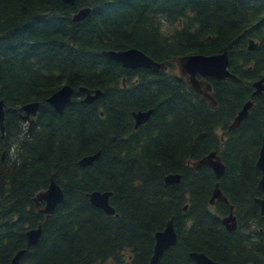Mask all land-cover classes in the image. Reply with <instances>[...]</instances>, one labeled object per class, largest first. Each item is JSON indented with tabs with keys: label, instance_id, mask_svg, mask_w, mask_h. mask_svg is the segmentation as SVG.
Listing matches in <instances>:
<instances>
[{
	"label": "trees",
	"instance_id": "trees-1",
	"mask_svg": "<svg viewBox=\"0 0 264 264\" xmlns=\"http://www.w3.org/2000/svg\"><path fill=\"white\" fill-rule=\"evenodd\" d=\"M88 5V16L74 23L73 13ZM249 39L256 48L248 49ZM131 47L166 62L171 73L178 56L226 47L229 71L242 81L210 80L214 108L176 74L145 75L136 90L133 72L153 69H128L102 55ZM263 74L264 0H0V264H10L22 248L18 264H148L154 234L172 215L177 242L158 264H196L193 250L231 255L234 235L221 224L228 206L210 204L217 179L210 168L196 170L188 161L220 154L226 167L220 181L234 183L225 192L238 214L245 209L255 218L254 190L243 207L239 202L243 185L259 175L264 92L251 93ZM65 84L102 95L85 104L75 92L58 113L46 99ZM248 99L247 117L228 130ZM31 101L41 105L27 131L19 110ZM149 107L150 121L134 130L132 110ZM98 151L93 163L79 164ZM170 172L180 173L181 181L165 184ZM51 175L63 199L45 219L33 197ZM93 190L111 191L114 214L89 201L86 193ZM38 223L41 236L27 247L25 231ZM258 223L264 231V221Z\"/></svg>",
	"mask_w": 264,
	"mask_h": 264
},
{
	"label": "water",
	"instance_id": "water-1",
	"mask_svg": "<svg viewBox=\"0 0 264 264\" xmlns=\"http://www.w3.org/2000/svg\"><path fill=\"white\" fill-rule=\"evenodd\" d=\"M65 3L73 5L76 0H63ZM91 11V6L80 7L72 15V21L74 23H79L84 20ZM257 47V43L253 39L248 41V49L252 50ZM102 55L106 58L112 59L125 68H138L145 67L157 70L159 68H166L165 62H158L144 53L142 50L131 47L120 50H102ZM175 61L178 65V71L181 76L187 78L190 86L201 94L204 100L208 101L211 107H215L217 102L211 94L212 85L209 79L213 80H224L231 79L235 82H241V79L235 74L229 71V56L227 48L224 47L222 52L216 54H186L178 56ZM200 75L202 78L198 79L196 76ZM253 91L251 93L252 97L261 95L264 92V74L259 79L253 81L252 83ZM73 86L65 84L61 86L58 90L52 93L46 102L58 113H62L66 105L70 104L72 101V95L74 92ZM78 92L84 93L83 101L85 103H92L102 95V90L100 89H90L85 86H79ZM41 105L39 101H31L24 103L20 106V118L23 121L28 122V128L30 129L35 123V115ZM253 105V100L248 99L241 107V109L235 115L230 128H236L243 119H245L249 113V109ZM152 109L143 111H132V115L135 118V127H138L141 123L146 121ZM0 130L4 131V102L0 99ZM3 135V134H2ZM100 152L93 154L84 155L80 158L79 164L81 166L90 165L99 156ZM188 163L195 169L201 167H210L213 169L215 177L220 179L225 173V164L222 162L221 157L216 153V151H211L209 154L203 156L202 158L194 161H188ZM255 167L261 172V177L258 182V188L264 189V131L262 134V142L258 152V156L255 162ZM181 181L180 173H167L164 176V182L167 185L177 184ZM111 191H100L93 190L86 193L89 201L96 207L102 209L106 214H114L115 210L110 205L109 199L111 196ZM216 198H222L227 201V198L222 194L219 188V181L215 183L213 189L210 203L212 204ZM63 199L62 188L56 183L53 175L49 178V184L46 189L38 192L33 198L36 207L39 212L45 215V218H49L54 212L55 207ZM43 202V205L41 203ZM255 202L259 205L260 213L264 215V197L256 198ZM187 205L184 206V210ZM174 218L172 215L165 223V227L162 230H158L154 234V246L152 254L149 259L148 264H157L159 258L164 253V251L174 245L177 241V233L174 227ZM234 222V217L232 214L223 218V223L226 227L233 228L234 225H229V221ZM42 233V224L39 223L36 227L30 228L26 231V245L28 247L35 245L39 240ZM26 249L22 248L15 252L10 264H18L21 256L25 253ZM191 259H193L197 264H221L214 261L207 256L204 252L191 251L189 253Z\"/></svg>",
	"mask_w": 264,
	"mask_h": 264
},
{
	"label": "flooded vegetation",
	"instance_id": "flooded-vegetation-1",
	"mask_svg": "<svg viewBox=\"0 0 264 264\" xmlns=\"http://www.w3.org/2000/svg\"><path fill=\"white\" fill-rule=\"evenodd\" d=\"M176 64V63H175ZM139 68H141V67H139ZM128 69H130V68H128ZM135 69V68H134ZM134 69H132V70H134ZM160 69L161 68H159V69H157V70H153V71H146V72H138V71H134L133 72V77H132V82H133V85L135 86V89L137 90L138 88L137 87H139V85L142 83V79H144V77L143 76H145V75H160V74H162V75H165V76H168V74H176V75H178L179 77H181L182 78V81L184 82H186L189 86H190V84L188 83V81H187V78L186 77H184V76H181L180 75V73H179V71H178V67H177V64H176V71L175 72H173V73H171V72H169L168 70H166L165 68H163V69H165V71H160ZM198 79H201L202 77L198 74L197 76H196ZM209 79V78H208ZM207 79V80H208ZM209 80H211V79H209ZM126 78H123V80H122V82H123V85H126ZM190 88L192 89V90H194L191 86H190ZM78 89V88H77ZM74 90V92H73V95H74V93L75 92H77L78 93V95H79V98H80V100L83 102V103H85L84 101H83V98H84V93H81V92H78V90ZM253 91V90H252ZM194 92L196 93V94H198V95H200L201 96V94L200 93H198L197 91H195L194 90ZM211 93H212V90H211ZM73 95H72V99H73ZM202 97V96H201ZM97 100V99H96ZM95 100V101H96ZM94 101V102H95ZM72 102V101H71ZM93 103V102H92ZM92 103H85V104H92ZM67 106V105H66ZM40 108V107H39ZM65 109V108H64ZM149 109H152V112H151V114H150V116H149V118L146 120V121H144L143 123H141L138 127H135V118L133 117V115H132V112H131V115H132V120H133V129L134 130H138V129H141V128H143L149 121H150V119H151V117H152V115H153V113H154V107H149V108H140V109H135V110H132V111H138V110H143V111H146V110H149ZM38 111H39V109H38ZM38 111H37V113H38ZM64 111V110H63ZM19 113H20V110H19ZM37 113H36V115H35V121H36V116H37ZM103 112L101 111V114H102ZM237 114V113H236ZM4 116H5V114H4ZM19 117H20V115H19ZM235 117V116H234ZM234 117H233V119H234ZM21 119V118H20ZM233 119H232V121H233ZM244 120V119H243ZM242 120V121H243ZM21 121L23 122V124L26 126V129H27V131H30L32 128H33V126L35 125V123H34V125L29 129L28 128V122L27 121H23L22 119H21ZM232 121L230 122V124L232 123ZM241 121V122H242ZM230 124H229V126H228V130H230V131H234V130H236V128H238L239 127V125L241 124H239L236 128H234V129H231L230 128ZM264 131V130H263ZM222 132V131H221ZM224 131L221 133V139H223V136H224ZM263 134V133H262ZM261 142H262V137H261V141H260V144H259V146H258V152H259V149H260V146H261ZM217 153V152H216ZM218 154V153H217ZM219 156H220V154H218ZM257 156H258V153H257ZM256 156V157H257ZM221 157V156H220ZM221 160H222V158H221ZM223 162V161H222ZM194 168V167H193ZM202 168V167H201ZM208 168H210V167H208ZM256 168V167H255ZM195 169V168H194ZM200 169V168H199ZM199 169H196V170H199ZM211 170H212V172H213V175H214V177H215V174H214V171H213V169L212 168H210ZM256 170L259 172V175H257V177H254L253 179H252V182L251 183H248L246 186L245 185H243V190H242V192L240 193V196L242 197V200H240V202H239V204H241L242 205V207L244 206V203L245 202H247L248 201V199H249V197H247V198H245L244 196H246V195H248L249 194V191H250V189H253L254 190V192L251 194V198H252V202L254 203V207H255V209H253V213H254V216H255V218H257L258 216H261V217H264V215L263 214H261L260 213V208H259V205L255 202V199L256 198H262V197H264V189H259L258 188V182H259V179H260V177H261V172L256 168ZM225 171H226V167H225ZM225 176V173H224V175L222 176V177H224ZM221 177V178H222ZM220 178V179H221ZM215 179H217L216 177H215ZM220 179H217V180H215V183L217 182V181H219V188H220V190H221V192H222V194L227 198V201H225L224 199H222V198H216L215 200H214V202L211 204L213 207H215L216 206V204L217 203H220V202H222V203H224V204H227V206H228V211L225 213V214H223L222 216H221V224L223 225V227H224V229H225V231L226 232H228V233H231V234H233L234 236H233V240H234V243L236 244V253L235 252H232L231 253V255H227V256H221V257H218V256H214V257H211V256H209L208 254H207V256L208 257H210L211 259H213L214 261H217V262H219V263H221V264H264V231H263V227L258 223V222H260V221H264V219H260V221H254V217H250V215H249V212L248 211H246L245 209L244 210H242V213H240V214H238L237 213V204L236 203H234V202H232L231 200H230V196L228 195V193H226L225 192V190H228V191H231V190H233V188H234V183H232L227 177H225V179H224V183H223V181H220ZM255 179H256V181H255ZM215 183H214V187H215ZM249 186H251V187H249ZM214 189V188H213ZM212 192H213V190H212ZM230 214H232L233 215V217H234V222L233 221H229V225H234V227L233 228H227L226 227V225L223 223V218L224 217H226V216H228V215H230ZM175 219V218H174ZM249 219L250 220H253V221H249ZM175 227V226H174ZM176 230V229H175ZM177 233V232H176ZM177 238H178V235H177ZM155 241V240H154ZM177 242V241H176ZM176 244V243H175ZM174 244V245H175ZM154 246V245H153ZM173 246V245H172ZM171 246V247H172ZM170 248V247H169ZM169 248H167V249H169ZM166 249V250H167ZM153 250V249H152ZM165 250V251H166ZM164 251V252H165ZM193 251H195V250H193ZM191 252V251H190ZM189 252V253H190ZM198 252H201V251H198ZM152 254V253H151ZM164 254V253H163ZM162 254V255H163ZM206 254V253H205ZM162 255H161V257H162ZM151 256V255H150ZM160 257V258H161ZM160 258H159V260H160ZM150 259V258H149ZM159 260H158V262H159ZM148 263H149V261H148ZM158 264V263H157ZM197 264V263H196Z\"/></svg>",
	"mask_w": 264,
	"mask_h": 264
},
{
	"label": "bare ground",
	"instance_id": "bare-ground-1",
	"mask_svg": "<svg viewBox=\"0 0 264 264\" xmlns=\"http://www.w3.org/2000/svg\"><path fill=\"white\" fill-rule=\"evenodd\" d=\"M101 191V190H100Z\"/></svg>",
	"mask_w": 264,
	"mask_h": 264
}]
</instances>
